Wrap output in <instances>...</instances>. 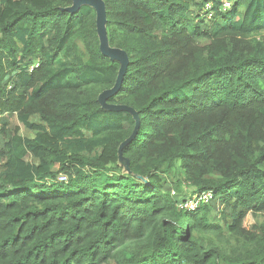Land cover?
I'll return each mask as SVG.
<instances>
[{
  "label": "trees",
  "instance_id": "trees-1",
  "mask_svg": "<svg viewBox=\"0 0 264 264\" xmlns=\"http://www.w3.org/2000/svg\"><path fill=\"white\" fill-rule=\"evenodd\" d=\"M103 2L113 108L91 5L0 0V264H264V0Z\"/></svg>",
  "mask_w": 264,
  "mask_h": 264
},
{
  "label": "rangeland",
  "instance_id": "rangeland-1",
  "mask_svg": "<svg viewBox=\"0 0 264 264\" xmlns=\"http://www.w3.org/2000/svg\"><path fill=\"white\" fill-rule=\"evenodd\" d=\"M74 1V0H73ZM77 1H74V4H76ZM93 5L95 3L96 5V13H97V19H98V31L100 33V42L102 40V43H103V46L106 48V49H112V50H115V49H118V51L120 52H124V50L122 48H119V47H116V46H111L110 43H109V38H108V32H107V16L105 13L102 14L101 12V7H102V3H100V6L97 4V2L95 1H92L91 2ZM94 5V6H95ZM79 45L82 47V43H79ZM126 59V58H125ZM100 94H105V90H103ZM31 119V118H30ZM20 125V124H19ZM21 126V125H20ZM21 133L25 136H32V133L30 131H28L27 129H25L23 126H21ZM60 174H66V173H59L58 175ZM67 177H68V174H66ZM59 180V178H58ZM181 182V183H180ZM180 185H179V189L178 190H173L172 191V194H176V195H179V196H182V197H186L192 193V188L190 187L191 185L185 181H180ZM257 221H263L264 220V214L263 213H260L257 215V218H256ZM230 244H235V240L231 239L230 240ZM107 264H115V262L113 260H111L109 263Z\"/></svg>",
  "mask_w": 264,
  "mask_h": 264
},
{
  "label": "water",
  "instance_id": "water-1",
  "mask_svg": "<svg viewBox=\"0 0 264 264\" xmlns=\"http://www.w3.org/2000/svg\"><path fill=\"white\" fill-rule=\"evenodd\" d=\"M73 1V0H72ZM74 1H77L76 2V4H74ZM73 1V4H72V6L70 7V10L72 9H74L75 7H77V6H79L80 4H89V5H91L94 9H95V11H96V5H95V3H94V5L91 3L92 1H95V2H97V4L100 6V3H102L101 5H102V7H101V12H102V14L103 13H105L106 14V11H105V6H104V2H103V0H74ZM97 12V11H96ZM96 15H97V13H96ZM96 27H97V31H98V19H97V16H96ZM98 36L100 37V33H99V31H98ZM99 40H100V38H99ZM100 49H101V51L104 53V54H106V55H108V56H110L111 58H113V59H118L119 61H121V68H120V72H119V75H118V78H117V83H116V85L113 87V88H111V89H109V90H105V94H100L99 95V100L101 101V103L105 106V107H107V108H113L114 106H110V105H106L105 104V102H104V98H105V96H107L108 94H111V93H113V92H115V90L119 87V85L121 84V82H122V76H123V73H124V70H125V68H126V64H127V55H126V53H125V51L123 52H120V51H118V49H115V50H112V49H106L104 46H103V43H102V40H101V42H100ZM126 58V59H125ZM115 107H117V106H115Z\"/></svg>",
  "mask_w": 264,
  "mask_h": 264
},
{
  "label": "built area",
  "instance_id": "built-area-1",
  "mask_svg": "<svg viewBox=\"0 0 264 264\" xmlns=\"http://www.w3.org/2000/svg\"><path fill=\"white\" fill-rule=\"evenodd\" d=\"M231 6L229 1H224L222 4V8L224 10L229 9ZM204 12L206 13L207 17L210 18L212 16L211 14V5L206 4L204 7ZM60 181H66L67 175L66 174H60L59 175ZM213 196L212 191L202 192V193H195L186 198L184 201L180 202L178 204V207L180 209L186 210V211H193L197 209L202 203L208 202Z\"/></svg>",
  "mask_w": 264,
  "mask_h": 264
}]
</instances>
